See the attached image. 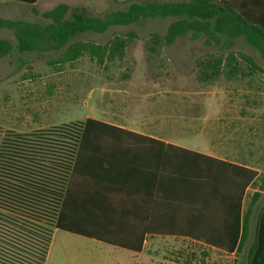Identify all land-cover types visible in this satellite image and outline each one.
Masks as SVG:
<instances>
[{
  "label": "trees",
  "instance_id": "1",
  "mask_svg": "<svg viewBox=\"0 0 264 264\" xmlns=\"http://www.w3.org/2000/svg\"><path fill=\"white\" fill-rule=\"evenodd\" d=\"M33 6L34 14L48 24L0 19V30L10 31L15 42L0 39V60L17 57L21 70L25 53H56L46 64L57 70L74 65L83 56L99 65L119 56L127 40L138 35L130 32L116 36L107 44L75 40L87 34H104L112 27H126L141 20L173 18L164 34L151 33V52L174 46L179 39L204 38L206 47H232L242 38L264 61V0H182L134 2L126 11L91 17L86 8L60 4L47 12L35 9L38 0H0ZM125 3L130 0H113ZM251 74L264 76V67L253 57L237 53ZM202 82L241 72L234 54L226 59L197 60ZM225 67L228 70L225 73ZM102 123L88 119L56 133L72 148L53 160L46 157L47 147L29 148L27 136L6 137L0 133V264H45L55 230L90 236L64 220V200L75 160L86 137L104 135ZM118 130V129H116ZM189 221L178 228V235L225 252L241 254L249 239L252 218L264 190V174L240 165H232L209 156L190 152ZM54 157V156H51ZM198 184V186H197ZM259 189L246 205L247 190ZM101 242L133 252H141L143 240ZM207 256V254H204ZM191 264L190 261L186 262ZM247 264H264V211L258 216L256 235L248 253Z\"/></svg>",
  "mask_w": 264,
  "mask_h": 264
},
{
  "label": "rangeland",
  "instance_id": "2",
  "mask_svg": "<svg viewBox=\"0 0 264 264\" xmlns=\"http://www.w3.org/2000/svg\"><path fill=\"white\" fill-rule=\"evenodd\" d=\"M145 1L116 3L113 0H40L35 9L43 13L66 4L86 8L91 17H103L112 12L126 11L134 2ZM13 11L17 14L7 15L8 10L0 6V19L49 23L34 14L33 6L27 12ZM173 21V18L146 19L126 27H112L104 34L87 33L75 39L107 44L116 36H124L130 32L138 35L137 39L127 40L122 57L117 56L104 65L91 61L85 55L74 65H66L57 70L46 64L47 60L57 58L58 55L54 52L23 54L24 64L21 65V70H18L20 63L17 62V57L1 59L0 133L6 140L14 134L25 135V143L29 148L36 145L47 147L44 150L51 153H47L46 157L59 160L72 146L68 145L67 140H61L56 133L62 132L61 129H65V126L81 123L88 113L94 115L91 107L100 106L105 89H123L141 94L157 93L159 110L167 106L166 110L175 118L172 122L175 134L192 133L205 127L206 137L211 141L214 117L219 114L217 109L221 106L248 108L250 111L231 112L233 115L250 117L245 126L235 122L233 128L241 125L244 129H251L255 153L259 154L264 135V76L251 74L248 66L237 57V53L253 57L264 67L261 55L242 38H237L234 45L228 48L206 47L204 38L197 41L184 38L179 39L174 46L161 47L152 53L150 34H164ZM0 39L15 42L8 30L0 31ZM230 53L237 58L241 72L231 77L224 74L209 82L200 80L197 60L219 57L226 59ZM227 70L225 67V73ZM145 101V98L142 99L143 105ZM86 102L89 107H86ZM189 115L205 119L192 121L187 119ZM225 129L229 131V125ZM251 197L252 191H249L246 205ZM59 235L52 246V257L60 246ZM253 242L251 235L244 250L237 256H227L191 241H184L172 243L156 251L151 257L138 258L124 250L111 253L101 251L97 257L103 264H187V261L191 264H247Z\"/></svg>",
  "mask_w": 264,
  "mask_h": 264
},
{
  "label": "crops",
  "instance_id": "3",
  "mask_svg": "<svg viewBox=\"0 0 264 264\" xmlns=\"http://www.w3.org/2000/svg\"><path fill=\"white\" fill-rule=\"evenodd\" d=\"M0 6L8 10L7 15L31 8L29 4L9 1H1ZM156 94L105 89L100 106L91 107L95 114L88 113L81 120L85 123L93 119L106 128L102 130L104 135L86 137L74 162L65 193L64 220L90 236L55 230L45 264H103L97 257L101 251L124 250L138 258L151 257L172 243L184 241L216 250L176 234L189 221L190 152L264 174V135L256 154L251 129H244L250 117L231 113L250 110L238 106L216 110L219 114L214 117L212 141L206 137L205 127L175 134V118L167 106L159 110ZM85 105L89 107L87 102ZM202 118L187 117L197 122ZM235 122L244 126L234 129ZM227 125L229 131L225 129ZM249 191L253 196L259 189L250 187L247 195ZM260 194L251 223L253 239L258 216L264 211V190ZM58 234L60 246L52 257ZM98 239L133 243L143 240V247L137 253Z\"/></svg>",
  "mask_w": 264,
  "mask_h": 264
}]
</instances>
